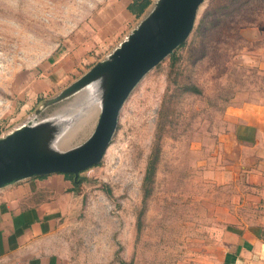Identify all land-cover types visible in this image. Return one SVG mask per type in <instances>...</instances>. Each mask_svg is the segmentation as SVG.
<instances>
[{"label":"rangeland","instance_id":"1","mask_svg":"<svg viewBox=\"0 0 264 264\" xmlns=\"http://www.w3.org/2000/svg\"><path fill=\"white\" fill-rule=\"evenodd\" d=\"M131 1L0 0V139L18 133L27 145L37 134L55 152L89 138L107 82L85 76L111 61L161 2L151 0L135 17ZM175 53L176 82L168 55L125 99L100 162L80 174L82 206L58 233L61 264L218 258L215 237L230 230L246 193V178L224 170L234 154L224 135L238 110L264 105V0H203ZM61 133L69 138L58 148ZM157 141L145 197L142 182Z\"/></svg>","mask_w":264,"mask_h":264},{"label":"crops","instance_id":"2","mask_svg":"<svg viewBox=\"0 0 264 264\" xmlns=\"http://www.w3.org/2000/svg\"><path fill=\"white\" fill-rule=\"evenodd\" d=\"M235 114L236 124L224 135V144L234 149L224 170L246 178V193L230 230L215 237L218 258L209 264H264V105ZM82 172L33 176L0 187V264H61L58 233L66 215L82 206Z\"/></svg>","mask_w":264,"mask_h":264},{"label":"water","instance_id":"3","mask_svg":"<svg viewBox=\"0 0 264 264\" xmlns=\"http://www.w3.org/2000/svg\"><path fill=\"white\" fill-rule=\"evenodd\" d=\"M202 1L161 0L139 28L116 49L111 61H101L91 68L85 77H103L107 87L94 130L82 145L53 152L41 146L34 134L27 144L35 146L30 151L18 133L0 139V187L50 173L77 177L81 171L97 165L111 141L125 99L151 68L186 40ZM22 130L33 131L27 126Z\"/></svg>","mask_w":264,"mask_h":264},{"label":"trees","instance_id":"4","mask_svg":"<svg viewBox=\"0 0 264 264\" xmlns=\"http://www.w3.org/2000/svg\"><path fill=\"white\" fill-rule=\"evenodd\" d=\"M150 3H151V0H132L128 4L127 9L132 15H134L135 17H139L145 11V9L150 5ZM184 44H185V41L181 43L177 48L182 47ZM169 58H170V66L172 67L171 72L174 73V76L172 78H174V82H176L175 78L178 75V73L175 72L174 66L179 60V57L176 55L175 50L169 55ZM182 88L186 91H190L193 93H199V89L195 85H192V84L190 85L189 83H184L182 85ZM156 143L157 144L155 145L152 151L150 160L148 161V165L146 167L143 182H142L145 197L148 195V192L150 190V185L153 182V177L155 174V169H156L155 165H156V161H157L158 153H159L158 141ZM66 175L70 177L74 176L73 174H66ZM120 264H133V263L131 261L127 262L125 260H120Z\"/></svg>","mask_w":264,"mask_h":264},{"label":"bare ground","instance_id":"5","mask_svg":"<svg viewBox=\"0 0 264 264\" xmlns=\"http://www.w3.org/2000/svg\"><path fill=\"white\" fill-rule=\"evenodd\" d=\"M96 111V110H95ZM89 114V113H88ZM87 115V114H86ZM85 115V116H86ZM93 115V114H92ZM92 115H90L91 117H92ZM88 116V115H87ZM90 116L88 117V118H90ZM87 119V118H86ZM83 120V119H82ZM82 120H81V122H82ZM84 123H86V120H85V122ZM81 125H84V124H81ZM78 127H80V125L78 126ZM75 129H77V128H75ZM79 129V128H78ZM73 130V129H72ZM76 131V130H75ZM75 131H73L74 132V134H75ZM80 131V130H79ZM79 131H77V132H79ZM62 134V133H61ZM69 134V133H68ZM68 134H62L60 137H58V138H56V144H57V146L56 147H58V148H61V147H63V145H64V143L68 140V138H69V135ZM74 136V135H73ZM73 136H72V138H73ZM71 138V137H70ZM70 141V140H69ZM68 141V142H69ZM55 144V145H56ZM69 145V144H68ZM67 145V146H68ZM65 146H66V143H65Z\"/></svg>","mask_w":264,"mask_h":264}]
</instances>
